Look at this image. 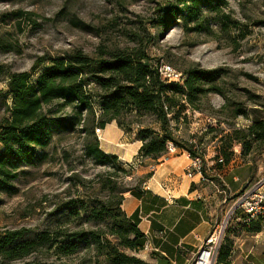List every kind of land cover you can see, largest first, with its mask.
Here are the masks:
<instances>
[{"label": "rangeland", "instance_id": "rangeland-1", "mask_svg": "<svg viewBox=\"0 0 264 264\" xmlns=\"http://www.w3.org/2000/svg\"><path fill=\"white\" fill-rule=\"evenodd\" d=\"M166 1L170 0H0V122L8 116L6 106L12 99L7 89L9 77L27 73L30 82L34 83L46 65L32 70L38 58L58 56L72 50L95 57L101 49L135 45L145 47L150 61H162L179 72L193 66L205 70L227 68L222 88L230 107L244 103V89H247L258 96L257 108L264 116V24L254 26L256 22H264V0L229 3L232 18L243 23V29L248 31L245 38L237 39L236 50L227 46L222 37L216 40L208 34L185 32L179 24L165 31L155 26L156 17ZM223 101V97L211 93L200 104L199 110L186 107L177 123L172 121L171 125L176 127L173 131L176 139L204 157L203 165L211 168L217 164L232 165L231 174L243 180L242 194L264 177V143L258 146L250 142L249 149H246L248 139L239 143L231 137L233 130L243 129L249 122L241 116L230 117L231 110L220 112ZM244 107L248 110L252 104L245 103ZM113 126L116 127L115 123ZM136 128L137 125L132 124L127 133L121 130L120 139L115 133L106 139L102 130L100 139L93 133L99 141V148L106 154L120 153L126 159H134L139 143ZM84 137L78 130L62 134L54 132L50 145L39 151L46 154V159L34 165H24L19 176L11 182L17 192H0V238L6 232L22 229L28 238L42 231L69 228L97 230L116 243L108 235L112 219L92 218L84 212L68 216L57 209L73 199H85L89 205L99 200L109 202L115 215L116 196L141 185L144 177L140 174L141 168L151 160L138 159L135 163L132 160L131 165H126L118 159L120 169L113 168L111 163L96 164L84 154ZM256 149L263 153L253 163L251 159ZM224 155L229 157L227 163L223 160ZM112 172L116 177L111 179L117 182L114 194L103 187L104 178L111 177ZM230 206L218 221L222 234L215 264H264V216L244 222L243 210L231 213ZM121 251L131 254L129 250ZM221 251L227 254L224 263H218ZM29 262L102 264V258L96 256L91 246L67 256L56 257L51 252L40 251L0 264Z\"/></svg>", "mask_w": 264, "mask_h": 264}, {"label": "trees", "instance_id": "trees-1", "mask_svg": "<svg viewBox=\"0 0 264 264\" xmlns=\"http://www.w3.org/2000/svg\"><path fill=\"white\" fill-rule=\"evenodd\" d=\"M231 1L238 0L166 1L156 17L155 26L165 31L179 24L185 32L208 34L216 40L222 37L227 46L236 50L237 39L245 38L248 31L243 29V23L232 18L229 10ZM260 24L264 22H256L254 26ZM43 64L46 65L34 83L30 82L27 73L13 74L7 81L12 99L6 106L8 116L0 122V192H17L11 182L19 176L24 165H34L46 159V154L39 151L50 145L54 132L62 134L78 130L85 136L82 144L85 156L99 165L111 163L115 169H120L118 157L103 152L93 133L96 128L102 130L112 122L123 133L130 131L132 124L137 125L136 141L141 144L138 159L157 161L167 155L169 143L188 152L190 158L196 157L199 154H195L190 145L176 139L173 133L176 127L171 123H177L186 107L199 110L200 104L211 93L223 97L220 112L231 110L230 117L241 116L249 122L243 129L232 131L234 140L240 143L248 139L246 149H249L250 142L258 146L264 143V116L257 108L258 96L244 89V103L230 107L222 88L227 68L205 70L193 66L181 71L184 76L182 86L168 84L158 73V63L150 61L142 45L101 49L95 57L80 50L40 57L32 70ZM248 102L252 107L243 109ZM262 153L261 149H256L251 161L254 163ZM223 160L227 163L228 155H224ZM201 174L204 176L203 168ZM109 176L104 178L103 187L114 194L117 182L111 178L116 174L112 172ZM149 176L145 175L141 184ZM137 188L119 192L114 203L115 215L109 202L99 200L89 205L85 199H73L57 209L68 216L84 212L92 218L112 219L108 235L116 243L97 230L53 229L26 238V231L22 229L6 232L0 238V262H12L40 251L51 252L56 257L67 256L92 246L96 256L102 258V264H146L132 255L141 251L145 243L137 228V214L126 217L120 208L123 194L135 196L133 193ZM120 248L129 250L131 254L123 253ZM226 256V252L221 251L218 263H224Z\"/></svg>", "mask_w": 264, "mask_h": 264}, {"label": "crops", "instance_id": "crops-1", "mask_svg": "<svg viewBox=\"0 0 264 264\" xmlns=\"http://www.w3.org/2000/svg\"><path fill=\"white\" fill-rule=\"evenodd\" d=\"M113 124L102 129L106 139L111 133L118 139L122 136V131ZM140 145L134 159H126L120 153L111 154L131 165L132 160L134 163L138 160ZM190 164L188 152L176 148L174 153L151 160L141 168V175L150 176L134 190L135 196L123 194L121 211L126 217L137 214V228L148 244V249L132 255L146 264H189L192 254L227 213L226 207L232 206L241 195L243 180L231 174L232 165L214 168L203 165L204 176L189 177Z\"/></svg>", "mask_w": 264, "mask_h": 264}, {"label": "built area", "instance_id": "built-area-1", "mask_svg": "<svg viewBox=\"0 0 264 264\" xmlns=\"http://www.w3.org/2000/svg\"><path fill=\"white\" fill-rule=\"evenodd\" d=\"M157 70L160 77L168 84L183 85L184 76L181 72L175 70L172 66L162 61L158 63ZM95 135L101 138V129L94 130ZM176 148L169 143L167 154L174 153ZM165 157V156H164ZM222 162V160H218ZM204 163V157L197 155L191 158V164L188 168L187 175L191 177L193 174H201ZM243 210L245 214L244 222H249L254 218L264 216V177L260 178L253 187L240 195L237 202L232 205L231 213L237 210ZM223 225V224H222ZM219 224L213 229L207 239L203 242L201 247L192 254L189 264H215L218 249L221 242V228ZM143 249H148V244L145 242Z\"/></svg>", "mask_w": 264, "mask_h": 264}]
</instances>
